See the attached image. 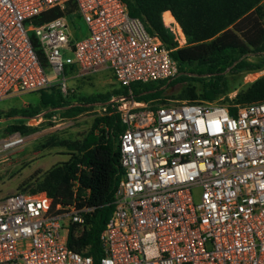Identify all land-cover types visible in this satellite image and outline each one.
I'll list each match as a JSON object with an SVG mask.
<instances>
[{
    "label": "built area",
    "instance_id": "built-area-1",
    "mask_svg": "<svg viewBox=\"0 0 264 264\" xmlns=\"http://www.w3.org/2000/svg\"><path fill=\"white\" fill-rule=\"evenodd\" d=\"M71 7L75 14L35 22L50 9ZM165 13L174 49L131 17L122 0H0V101L53 84L31 35L64 95L72 69L107 70L123 87L172 80L179 68L171 53L189 42L171 13L174 24L165 23ZM73 19L85 24L78 38ZM263 75L264 68L245 72L240 88L213 102L139 101L130 91L98 106L101 115L111 107L124 126L123 170L100 237L101 264H264V102H231ZM45 115L18 125L28 128ZM13 137L3 148L23 143ZM73 184L76 194L78 180ZM88 211L75 202L54 206L46 192L0 199V264H94L67 245L70 226Z\"/></svg>",
    "mask_w": 264,
    "mask_h": 264
},
{
    "label": "trees",
    "instance_id": "trees-1",
    "mask_svg": "<svg viewBox=\"0 0 264 264\" xmlns=\"http://www.w3.org/2000/svg\"><path fill=\"white\" fill-rule=\"evenodd\" d=\"M131 17L139 18L148 33L158 36L169 49L175 48L172 35L166 30L163 13L170 11L182 27L189 45L173 50L178 75L159 83L135 82L111 92L90 96L65 97L61 91H40L36 105L0 111V119H32L42 113L59 111L63 118H74L108 103L112 97H127L129 92L139 101L164 98L167 87L196 82L181 95V100L213 102L232 92L226 79L228 73L257 71L264 68V0H122ZM74 7L62 12L57 8L44 12L35 22H47L60 16L75 14ZM31 41L44 67L47 61L34 36ZM251 57L260 58L251 61ZM231 101L227 97L225 102ZM235 104L264 102V75L241 89ZM109 107L97 117L91 132L82 141L78 153L70 154L66 163L54 166L35 180L38 192H46L54 206L74 202L78 209H89L81 224H72L67 235L70 249L92 257L101 264L104 256L101 234L114 210V197L122 175L119 135L124 131L119 116ZM9 132L23 134L28 129L10 125ZM78 180L74 194L73 182ZM25 183L23 188L31 187ZM25 190V189H23ZM21 191V189H20Z\"/></svg>",
    "mask_w": 264,
    "mask_h": 264
},
{
    "label": "rangeland",
    "instance_id": "rangeland-1",
    "mask_svg": "<svg viewBox=\"0 0 264 264\" xmlns=\"http://www.w3.org/2000/svg\"><path fill=\"white\" fill-rule=\"evenodd\" d=\"M70 29L74 38H78L85 33V24L78 19L69 20ZM64 57H73L71 51H65ZM251 61H258L260 58L251 57ZM46 73L52 86L48 93L61 91L57 76L50 67H46ZM69 77L68 87L70 97L72 92L76 96H90L99 93L111 92L119 87L115 78L110 73L87 74L72 69L67 71ZM245 72L238 74L228 73L227 82L232 91L240 88L244 81ZM190 85H198L196 82H186L167 87L164 98L171 100H181V95ZM40 100V92L20 94L0 101L2 111L10 108H26L28 105H36ZM101 116L98 107L81 115L65 119L59 111L46 114L42 119L37 118L27 129V132H9V122H0V197L23 191L31 194L37 193L35 180L39 179L43 173L49 171L54 166L66 163L70 159V154H77L82 141L91 132L94 120ZM14 134H20L23 143L9 148H3L4 144L14 138ZM40 171L35 172L37 168ZM31 183V187L23 188V185ZM25 189V190H23Z\"/></svg>",
    "mask_w": 264,
    "mask_h": 264
},
{
    "label": "crops",
    "instance_id": "crops-1",
    "mask_svg": "<svg viewBox=\"0 0 264 264\" xmlns=\"http://www.w3.org/2000/svg\"><path fill=\"white\" fill-rule=\"evenodd\" d=\"M166 13H171L170 11H167ZM100 72H104V73H110L109 71H107V70H100V71H98L97 73H100ZM111 74V73H110ZM10 98V97H9ZM7 99V98H6ZM2 101V100H1ZM0 109H4V108H0ZM10 109H12V108H10ZM9 109V110H10ZM2 110H0V111H2ZM8 110V111H9ZM2 112H7V111H2ZM9 122V124L10 125H15V124H17L18 125V122H20V121H22V119H19V118H8V119H0V122ZM9 125V126H10ZM41 170V168H37L36 170H35V172H38V171H40ZM8 195H10L9 193L7 194V195H5V196H2V197H0V199H2V198H4V197H6V196H8Z\"/></svg>",
    "mask_w": 264,
    "mask_h": 264
},
{
    "label": "bare ground",
    "instance_id": "bare-ground-1",
    "mask_svg": "<svg viewBox=\"0 0 264 264\" xmlns=\"http://www.w3.org/2000/svg\"><path fill=\"white\" fill-rule=\"evenodd\" d=\"M164 21L167 25H173L174 24V19L172 18L170 13H165L164 14ZM16 138L11 139L10 141H8L7 143L4 144L3 147H8L14 144L13 140H15Z\"/></svg>",
    "mask_w": 264,
    "mask_h": 264
}]
</instances>
